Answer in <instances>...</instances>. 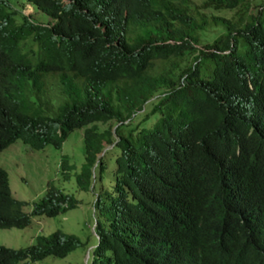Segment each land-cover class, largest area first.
<instances>
[{
    "label": "trees",
    "instance_id": "1",
    "mask_svg": "<svg viewBox=\"0 0 264 264\" xmlns=\"http://www.w3.org/2000/svg\"><path fill=\"white\" fill-rule=\"evenodd\" d=\"M26 1L52 19L0 0V150L18 138L60 148L84 127L74 176L95 195L88 264H243L244 211L231 198L237 180L258 201L264 186V0ZM67 161L63 153V178ZM26 203L0 165V228L79 199L49 181L29 213ZM244 220L260 225L264 208ZM84 243L56 228L24 246L0 244V264L63 257Z\"/></svg>",
    "mask_w": 264,
    "mask_h": 264
},
{
    "label": "rangeland",
    "instance_id": "2",
    "mask_svg": "<svg viewBox=\"0 0 264 264\" xmlns=\"http://www.w3.org/2000/svg\"><path fill=\"white\" fill-rule=\"evenodd\" d=\"M195 1L199 2L200 0ZM252 1L254 4H260V0ZM10 3L12 5L14 3L18 8L24 10L28 13L27 15L37 22L47 23L50 21L49 16L29 6L26 0H10ZM208 11L229 16L233 10L208 9ZM155 97H152L145 104L146 110L150 109L151 102ZM140 116V113H136L132 125L136 124ZM157 117L158 113H155L141 125H151ZM99 125L105 127L107 123H99ZM83 129L84 127H80L73 130L63 141L60 148L47 144L42 149H35L18 138L15 142L0 150V165L8 172L12 195L28 202L23 206L24 211L29 212L32 202L44 194L48 181L53 182L63 191L71 193L79 199L76 207L68 208L53 216H35L32 218L31 223L24 228L16 226L0 228V244L9 247L27 245L34 241L37 234L48 233L56 228L75 233L82 242L87 240L63 257L47 255L27 264H86L91 260V248L96 242L94 232L95 215L91 203L95 195L91 190L79 189L76 186L74 176V171L78 169L84 157ZM63 153L67 155V159L73 167L67 178H62L60 174L59 163ZM111 166L112 160H109L102 179L104 187H108L113 179Z\"/></svg>",
    "mask_w": 264,
    "mask_h": 264
},
{
    "label": "clouds",
    "instance_id": "3",
    "mask_svg": "<svg viewBox=\"0 0 264 264\" xmlns=\"http://www.w3.org/2000/svg\"><path fill=\"white\" fill-rule=\"evenodd\" d=\"M27 3L32 8L36 9L30 2L27 1ZM22 11L26 15L28 14L24 10H22ZM41 12H43V11H41ZM44 14L47 15L46 13H44ZM47 16H49V15H47ZM29 17L31 18V16H29ZM51 19L52 18L50 17V21H51ZM60 161H61V157H60ZM67 162L69 163V161H67ZM72 169H73V167L70 169V171ZM60 174H61V172H60ZM48 182H47V185H48ZM263 190H264V186L262 184H260L259 201L256 197V193L254 191L253 185L248 190H245L243 187V184L239 180H237V186H236L235 190H233V198H231L233 211L234 212L244 211V215L240 221V223L243 224V230H242V232H240L241 233V247H240L239 251L237 252V258L243 264H264V222L261 223L260 225L255 226V225H252L251 223L246 222L244 220L245 217H247L249 215L251 210L256 205H261L264 208V198L262 197V191ZM91 203L93 206V211H94L95 221H96V213H95L93 201ZM29 212H27V213H29ZM35 216H39V215H35ZM35 216L31 217V221H32V218ZM31 221H30V223H31ZM94 226H95V224H94ZM22 228H24V227H22ZM94 232H95V230H94ZM95 234H96V232H95ZM96 238H97V234H96ZM86 264H88V262H86ZM209 264H229V261L227 259L226 260H220L217 258H212Z\"/></svg>",
    "mask_w": 264,
    "mask_h": 264
}]
</instances>
